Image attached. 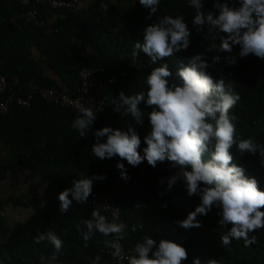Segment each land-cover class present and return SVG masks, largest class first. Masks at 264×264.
<instances>
[{
    "label": "trees",
    "instance_id": "obj_1",
    "mask_svg": "<svg viewBox=\"0 0 264 264\" xmlns=\"http://www.w3.org/2000/svg\"><path fill=\"white\" fill-rule=\"evenodd\" d=\"M230 2L239 6L237 0ZM213 4L214 0H201V11L215 16L218 9ZM35 6L36 0L30 3L0 0V75H19L23 91H30L36 84L57 87L71 96L79 92V73L84 67L99 68L97 76L104 80L116 78L107 88L112 97L104 109L95 114L96 119L84 137L72 127L80 112L47 101L39 91L34 93L30 106L13 103L6 113H0V180L7 179L10 173H21L28 184L22 194L0 198V264H129L130 257L119 261L110 252L112 246L107 242L132 250V257L136 255L135 245L146 237L157 244L165 239L183 246L188 258L182 264H193L195 259H199L200 264H209L211 260L216 264H264V228L249 233V240L255 238L253 243L245 245L243 239H232L230 244L224 245L221 237L228 234L232 225L219 224L221 217L215 207L207 215H197L200 227L180 226L179 222L200 204V197L188 195L183 177L177 176L182 172L178 164L165 160L157 161L153 167L144 159L133 167L118 156L100 159L92 152V146L97 143L95 131L103 127L127 131L131 127L141 139L138 152L144 156L143 150L147 147L144 137L151 132L148 113L152 107L141 102L143 118L137 123L130 114L124 115L123 107L116 112L113 100L119 104L121 92L146 94L147 76L163 63L168 64L173 74L170 83H179L177 71L196 55L208 62L206 72L214 81L224 78L234 92H241L240 104L237 102L230 110L238 118L233 120L237 138H252L264 146V60L252 54L240 57L238 45L232 46L231 53L220 52L219 45L225 34L207 24L195 25L196 8L190 0H160L158 12L152 16L139 0H117L109 7L103 6V0H96L78 13L54 10L59 17L53 22L47 19L43 5H38L47 26H53L50 32L21 21L17 25L10 22V17ZM163 16L183 18L190 32L188 48L174 50L172 56L155 64L141 51L133 63L134 44L142 43L143 30L159 23ZM33 47L44 57L42 67L35 64L33 57L22 59L20 56ZM215 56L220 59L214 63ZM231 57H235L234 64L228 62ZM46 66L52 71L51 75L46 74ZM7 96L8 93L0 91V102ZM105 140L106 137L99 138L101 143ZM3 146L11 149L7 158L3 157ZM232 155L233 162L245 170L247 177L255 178L264 191V157L259 151L240 153L234 146ZM118 163L124 164L123 170L117 167ZM187 170L190 171V167ZM173 176L177 179L169 187ZM84 177L92 180L88 198L94 193L108 195L117 215L113 216L111 209L79 203L71 193V205L67 211H61L59 194L71 188L73 181ZM8 204L32 211L25 219L9 222L4 215ZM94 211L105 216L108 223L117 220L118 224H125L123 237L104 236L93 227L85 241L83 234L88 229L84 221L95 223ZM48 232L62 241L59 250L47 239L35 243L38 236Z\"/></svg>",
    "mask_w": 264,
    "mask_h": 264
},
{
    "label": "clouds",
    "instance_id": "obj_2",
    "mask_svg": "<svg viewBox=\"0 0 264 264\" xmlns=\"http://www.w3.org/2000/svg\"><path fill=\"white\" fill-rule=\"evenodd\" d=\"M237 2L238 7L230 0H225L224 3L214 0L213 7L218 9V14L214 16L212 12L205 15L201 11V0H190L191 5L196 8L193 23L200 26L207 24L225 34L219 45L220 52L231 53L232 46L238 45L240 57L252 54L264 60V0ZM139 3L152 16L158 12L160 0H139ZM189 36V29L181 16H163L159 23L150 24L143 30L142 43L137 41L134 44L133 63L141 51L155 64L158 60L172 56L174 50L187 49ZM219 59V56H215L213 62H218ZM228 62L234 64L235 57L229 58ZM209 66L201 55L191 57L188 65L181 67L176 73L179 83H170L169 78L173 74L168 64L163 63L147 76L146 94L139 92L125 95L121 92L119 104L113 100V104L117 105L116 112H120L123 107L124 115L130 114L137 123H141L143 118L139 107L141 102L152 107V111L148 113L151 132L144 137L147 145L143 150L144 156L138 152L141 139L131 127L127 131L111 127L95 131L97 143L92 146V152L100 159L118 156L121 161L126 160L133 167L140 165L144 159L153 167L157 161L165 160L178 164L182 172L177 176L183 177L188 195L200 197V204L186 219L179 222L180 226L185 229L200 227L197 215H207L215 207L221 217L219 224L232 225L228 234L221 237L222 243L228 245L232 239H243L245 245H248L255 240L254 237L249 240V233L264 228V211H261L264 209V191L259 188L255 178L247 177L245 170L233 162L232 149L235 146L240 153L252 154L259 151L264 157V146L257 144L252 138H237L233 120L238 118L230 110L237 102L240 104L241 92H234L231 84L226 83L224 78L214 81L206 72ZM79 112L72 127L84 137L96 115L91 107L83 105ZM233 114L235 115L230 118ZM101 137H106L105 142H99ZM117 167L123 170L124 164L118 163ZM189 167L190 171L187 170ZM121 175H124L123 171ZM177 176L169 179V187L175 183ZM72 185L59 194L62 212L67 211L72 203L70 193L77 202L84 203L92 192V180L87 177L73 181ZM92 215L95 223L91 220L84 221L88 229L83 234L85 241L91 235L93 227L104 236L118 234V237H123L125 224L108 223L106 217L98 211H94ZM46 239L57 250L61 248L62 241L52 232L38 236L35 243L40 244ZM107 243L116 249L117 254L121 251L119 243ZM135 252L136 255L129 258V264H182L188 258L183 246L165 239L157 244L154 239L146 237L142 243L135 245ZM193 264H200V260L195 259ZM209 264L216 262L211 260Z\"/></svg>",
    "mask_w": 264,
    "mask_h": 264
},
{
    "label": "built area",
    "instance_id": "obj_3",
    "mask_svg": "<svg viewBox=\"0 0 264 264\" xmlns=\"http://www.w3.org/2000/svg\"><path fill=\"white\" fill-rule=\"evenodd\" d=\"M37 6L22 12L19 15H15L9 18L10 22L17 25L18 22L25 24H32L34 26L46 28L47 32L53 30V26H47V21L41 15L38 5H43V8H49L53 10H67L71 13L80 12L81 0H36ZM99 68L97 67H84L80 71L81 87L76 96H71L65 91L60 90L57 87L32 85L30 91H23L20 86V77L17 74H13L10 77L6 75H0V91L8 93L7 98L0 102V113H6L13 103L28 107L31 104L34 93L39 91L41 96L47 101H54L62 106H67L72 110L79 111L81 105L85 107H91L94 114L102 111L108 104L109 98L106 94V90L109 84L115 81L116 77L104 80L97 76ZM19 89H18V88ZM87 204L93 208L112 210V215H117V209L115 204L109 199L108 195L93 194L87 199ZM110 223L118 224L117 220H113ZM121 251L117 254L116 249L111 247L110 252L122 261L126 257H131L130 252L132 250H126L122 245Z\"/></svg>",
    "mask_w": 264,
    "mask_h": 264
},
{
    "label": "crops",
    "instance_id": "obj_4",
    "mask_svg": "<svg viewBox=\"0 0 264 264\" xmlns=\"http://www.w3.org/2000/svg\"><path fill=\"white\" fill-rule=\"evenodd\" d=\"M22 3H30L31 0H20ZM96 0H81L80 4V12L85 11L87 8L92 6ZM117 0H103V6L109 7L113 4H115ZM46 17L50 22L55 21L59 17V13L57 11L51 10V9H45ZM61 15V14H60ZM21 58H31L33 57L35 64L37 66H43V59L44 57L40 54L39 50L36 48H31L30 51H25L21 55ZM46 74L51 75L52 71L49 70V68L46 66ZM11 149L7 146H3V157L7 158L10 155ZM4 161H7L8 159H3ZM24 174L18 173V174H12L8 176L5 180H0V198L2 197H8L11 194L20 195L22 194V191H27L28 184L24 181ZM31 209H25L22 207H14L11 204H8L5 207L4 215L6 218V221L14 222L17 220H22L28 217L31 213Z\"/></svg>",
    "mask_w": 264,
    "mask_h": 264
},
{
    "label": "rangeland",
    "instance_id": "obj_5",
    "mask_svg": "<svg viewBox=\"0 0 264 264\" xmlns=\"http://www.w3.org/2000/svg\"><path fill=\"white\" fill-rule=\"evenodd\" d=\"M106 94H107L109 99L112 97L111 90L107 89Z\"/></svg>",
    "mask_w": 264,
    "mask_h": 264
}]
</instances>
